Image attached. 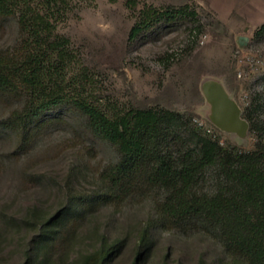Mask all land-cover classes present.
<instances>
[{"label":"trees","instance_id":"16d2710c","mask_svg":"<svg viewBox=\"0 0 264 264\" xmlns=\"http://www.w3.org/2000/svg\"><path fill=\"white\" fill-rule=\"evenodd\" d=\"M68 3L0 0V23L16 15L22 35L21 50L0 49V96L19 102L0 117V135L13 134V154H22L37 136L66 122L65 111L71 110L85 118L94 138L112 143L120 158L100 172L93 188L69 179L56 210L45 214L34 208L28 217L11 218L16 229L31 233L21 264L62 261L81 227L102 208L147 198L154 214L141 221L135 244L122 230L105 232L82 254L81 264H114L126 251L132 252L131 264H150L161 229L209 234L222 244L225 264H264V120L253 113L254 101L245 105L242 117L255 146L243 150L224 146L191 112L157 105L122 109L90 99L80 81L68 78L76 55L70 39L55 31V15ZM196 22L189 5L146 6L129 39L141 41L161 29ZM258 33L264 34V24ZM39 178L24 173L25 181L40 183Z\"/></svg>","mask_w":264,"mask_h":264},{"label":"rangeland","instance_id":"374dc122","mask_svg":"<svg viewBox=\"0 0 264 264\" xmlns=\"http://www.w3.org/2000/svg\"><path fill=\"white\" fill-rule=\"evenodd\" d=\"M184 5L196 11V24L164 28L141 41L129 39L143 7ZM54 22L56 33L70 39L76 55L68 78L80 81L90 99L122 109L157 105L191 112L224 146L254 148L251 132L240 137L213 123L202 85L209 79L220 81L242 111L253 100V113L264 120V34L258 33L264 24V0H69ZM21 45L18 17L8 16L0 23V49L17 52ZM18 103L0 96V117ZM65 112L66 122L37 136L22 154H13V134L0 135V264H21L31 234L16 229L12 217H28L34 208L45 214L56 210L69 179L93 188L100 172L120 158L112 143L89 133L82 115ZM24 173L40 175V183L25 181ZM153 207L147 198L102 208L81 227L62 261L52 264H81L82 254L105 232L122 230L129 244H135L140 223L154 214ZM132 259L126 251L114 264H131ZM225 261L222 244L209 234L161 229L150 264Z\"/></svg>","mask_w":264,"mask_h":264},{"label":"water","instance_id":"95a60500","mask_svg":"<svg viewBox=\"0 0 264 264\" xmlns=\"http://www.w3.org/2000/svg\"><path fill=\"white\" fill-rule=\"evenodd\" d=\"M202 89L212 106V121L223 131L237 133L245 137L249 131V122L242 117V108L228 93L224 85L214 79L204 81Z\"/></svg>","mask_w":264,"mask_h":264}]
</instances>
